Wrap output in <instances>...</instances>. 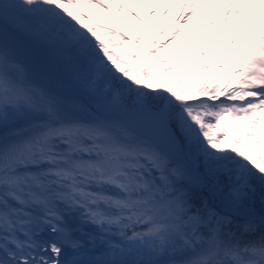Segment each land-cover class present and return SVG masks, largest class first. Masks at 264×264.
<instances>
[{
	"label": "snow or ice",
	"instance_id": "snow-or-ice-1",
	"mask_svg": "<svg viewBox=\"0 0 264 264\" xmlns=\"http://www.w3.org/2000/svg\"><path fill=\"white\" fill-rule=\"evenodd\" d=\"M257 4L0 0V264H264Z\"/></svg>",
	"mask_w": 264,
	"mask_h": 264
},
{
	"label": "trees",
	"instance_id": "trees-1",
	"mask_svg": "<svg viewBox=\"0 0 264 264\" xmlns=\"http://www.w3.org/2000/svg\"><path fill=\"white\" fill-rule=\"evenodd\" d=\"M168 20H169V19H168ZM131 23H132V25H133V28H132L133 31H141L142 33L147 34V35H149V36L152 35V33H151L150 31H146V30L143 31V30H142V27H138L139 25H135L134 22H131ZM139 47H143V45H141V46H139ZM188 47L191 48L192 45L189 44ZM169 60H172V61L176 62V58H175V57H170ZM141 62H142V61H138L139 64H140ZM176 66H177V67H183L184 65H180L178 62H176ZM156 71H157V72H162V71H163V67L161 66L160 68H157ZM169 78L172 79V80L174 81V82L172 83V87H173L174 89H176V88H180V87H183L182 85L179 84V77H178L177 74L172 73V74H168V76L165 77V79H169ZM199 99H206V97H199ZM225 123H226L225 125L228 126V127H230V128H237V127H239V124H237V123H232V122H231V118H230V117L226 119ZM243 147L247 149V148H250L251 145H244Z\"/></svg>",
	"mask_w": 264,
	"mask_h": 264
},
{
	"label": "rangeland",
	"instance_id": "rangeland-1",
	"mask_svg": "<svg viewBox=\"0 0 264 264\" xmlns=\"http://www.w3.org/2000/svg\"><path fill=\"white\" fill-rule=\"evenodd\" d=\"M250 10H248V12H249ZM250 15H251V13H249ZM95 18V17H94ZM249 22H250V20H249ZM115 38V37H114ZM125 50H127V49H125ZM168 59H169V57H168ZM139 65V63H138V61H135V62H133V64H132V68H133V71H135V69H136V67ZM226 124V123H225ZM226 126V125H225Z\"/></svg>",
	"mask_w": 264,
	"mask_h": 264
}]
</instances>
